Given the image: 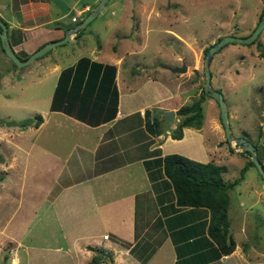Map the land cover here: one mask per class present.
<instances>
[{"label": "crops", "instance_id": "crops-1", "mask_svg": "<svg viewBox=\"0 0 264 264\" xmlns=\"http://www.w3.org/2000/svg\"><path fill=\"white\" fill-rule=\"evenodd\" d=\"M88 1V5L79 8L77 6L81 0L75 1L71 20L82 19L80 17L85 8H90L92 2L97 3L96 0L91 1L92 4ZM11 3L12 10H19L17 20L11 17L10 23L6 22L7 37L16 55H30L42 44L64 37V30L52 28L50 20L35 21L44 13L40 8L46 5L45 1L12 0ZM260 12L261 9L257 18ZM0 20L5 23L1 15ZM76 34L70 39H81L83 36L82 33L75 37ZM90 53L92 55L82 57L115 68L113 85L117 91V104L114 117L90 125L62 111L51 110L50 101V114L60 113L70 119L75 139L69 141L72 145H67L64 155L50 151L43 144H36L37 153L33 149L26 152L29 160L34 158L33 165L36 167L31 172L38 176L40 182L37 183L39 187L35 188L41 192V196L43 191L45 195L48 194L52 210H59L56 215L60 217L65 245L52 246L38 239L42 235L40 233L49 228H46V222L43 227L38 224L40 233L33 234L35 238L24 241L37 228H33L35 224L32 222L39 219V203L30 202L29 206H25L27 210H33L27 215L23 213L25 208L20 205L21 199L15 198V210L21 212L20 221L10 230L14 233H8L6 225L0 228V236H3L0 238V253L3 250L1 246L10 247L5 260L9 264H83L86 259L89 264L95 255L94 247L104 251L99 264H247L235 240L232 253L219 254L208 234L210 211L204 207L179 206L172 184L163 170V158L169 154L183 155L201 163L219 159L223 163L228 162L234 159L235 154L244 160L243 166L246 159L240 152L231 154L230 149L233 148L226 144V139L221 138L220 134L213 139L215 134L205 128V118L200 128L184 127L182 137L173 138L172 133L180 120L176 110L183 105L182 97L186 95L181 92L173 95L164 74V79L160 75L149 77L147 73L132 68L131 74L125 72L122 75L125 58L137 55L134 50L113 56H102L96 49ZM80 58L64 67L56 59L52 63L45 58L35 61L37 67L48 66V70H52L50 73L57 75V83L60 72L74 67ZM156 71L165 69L158 67ZM104 81L105 87L112 86L107 78ZM170 110L174 111L173 118L163 122L164 112ZM154 117L160 122L159 134H151L146 128L147 118L152 120ZM43 124L44 116L41 125L35 128L36 137ZM20 132L25 135V129ZM223 141L225 148L215 145ZM32 146L35 147V144ZM20 147L14 144L17 150L14 149L16 154L10 164L16 169L20 167L17 169L19 174L24 173L25 169V163L21 162L24 158L22 155L19 160ZM21 152L23 154L25 151ZM43 153L48 158L46 164L39 162ZM223 163L215 162L217 165ZM41 174H46L47 178L43 180ZM22 178L25 180L24 176ZM10 181L12 175L3 178L0 190L5 189ZM105 234H108L107 239L103 238ZM21 249L22 254L19 253ZM51 252L58 254L51 255ZM72 258L80 260L74 261Z\"/></svg>", "mask_w": 264, "mask_h": 264}, {"label": "rangeland", "instance_id": "rangeland-1", "mask_svg": "<svg viewBox=\"0 0 264 264\" xmlns=\"http://www.w3.org/2000/svg\"><path fill=\"white\" fill-rule=\"evenodd\" d=\"M11 1L0 0V15L8 24L11 17L17 20L19 16L18 9H11ZM41 1H45L47 6L40 8L44 13L35 21L50 20V24L58 21L68 27L74 24L75 18L71 20L70 14L76 0ZM91 1L93 0H90V3ZM96 1L98 3L99 0ZM263 6L264 0H108L103 10L81 29V39L72 38L57 45L42 58L51 63L55 59L56 62L61 61V67H64L82 56L92 55L90 52L95 49L99 50L102 56L126 54L134 50L137 55L125 58L122 75H125V72L131 74L134 68L140 73H147L149 77H165L172 94L183 93L186 95L182 97L183 105H189L202 93L204 50L220 37L250 35L258 20V10H262ZM79 7L80 4L77 8ZM92 10L91 7L89 11L84 10L80 18H85ZM255 40L249 44L228 43L222 46L212 56L210 71L211 85L213 88H220L229 111L231 134L257 145L263 159L264 28ZM36 61L25 67L15 66L1 50L0 42V181L12 175V181L6 184L5 189L0 190V228L6 225L9 231L7 232L14 233L10 230L19 223L18 218L21 215V212L17 213L18 210H15L16 199H21L20 205L25 208L23 213L27 215L33 210H27L25 206L38 201L39 219L32 222L35 224L33 228H37L24 241L35 238L32 235L40 233L38 224L43 227L46 222V228H49L43 230L38 239L41 242L47 241L52 246H64L65 240L62 239L61 231L63 228L59 215H56L59 210H52L48 194L45 195L43 191L41 196V192L35 188L39 187L37 183L40 182L38 176L31 172L36 167L33 165L34 158L29 160L26 152L33 149L37 153L36 144H43L51 149L50 151L64 155L67 145H72L69 141L75 139V134L72 133L70 119L65 115L50 114V96L54 94L57 75L51 74L52 70H48V66L37 67ZM182 65H186V72L172 71ZM158 67L164 68L165 71H156ZM201 105L205 128L215 134L213 139L217 134L224 139L218 104L207 95ZM35 114H40L45 119L37 137L34 126L26 128L24 135L19 127L7 125L8 122L17 123L25 118H32ZM33 143L35 147L32 146ZM223 143L224 141L215 145L225 148ZM14 144L20 145V150L25 151L22 154L18 150L19 160L21 155L24 157L21 159V162L25 163L24 173L19 174L17 169L20 167L16 169L10 165L14 159L12 157L16 154ZM226 144L228 145V142ZM232 152L236 150L230 149L231 154ZM46 159L48 158L43 153L39 162L46 164ZM229 160L224 163L222 159L213 160L214 163H223L227 167L224 175L226 182H231L239 176L244 163V160L235 154L234 159ZM41 177L43 180L47 178L46 174H41ZM243 181L245 183L239 187L238 184L229 190V234L238 243L247 264H264V180L257 169L251 167L241 182ZM7 244L6 242L5 245ZM1 248L3 250L0 253V264H9L5 259L9 255L10 247ZM92 249L96 253L97 248ZM19 253H23L22 249ZM85 260L83 264H87L88 261Z\"/></svg>", "mask_w": 264, "mask_h": 264}, {"label": "trees", "instance_id": "trees-1", "mask_svg": "<svg viewBox=\"0 0 264 264\" xmlns=\"http://www.w3.org/2000/svg\"><path fill=\"white\" fill-rule=\"evenodd\" d=\"M88 3V0H81L80 7L88 5ZM95 6L96 3H93L91 8ZM263 14L264 6L258 16L256 25L261 20ZM83 19H75L74 24L69 27L58 21H54L51 25L54 29H63L65 31L70 27L80 24ZM5 24L7 23L5 22ZM80 34H82V30L75 37H78ZM220 39L221 37L217 41ZM1 50L4 53L2 46ZM207 50L208 48L204 52L206 53ZM21 54L23 55L22 57L18 56L21 60H25L29 56V54ZM114 75V66L91 62L85 57L80 58L74 67L66 68L60 72L51 100V110L62 111L90 125L109 121L115 115L117 104V91L113 85ZM106 78L112 86H104ZM215 89L221 92L220 88ZM94 90L96 92L95 95H93ZM207 95L204 89H202V93L197 100H194L189 105H183L176 110V115L180 117V120L177 128L172 133L173 138L180 139L184 127H201L204 118L201 103ZM108 112H111V114L108 115ZM94 113H97V115H94ZM146 113L148 114L149 112ZM41 122L42 116L35 114L32 118H25L17 123L8 122L7 125L17 126L24 130L31 126L38 127ZM146 128L151 134H159L160 122L156 117L152 118V120L147 118ZM253 145L257 150L259 160L263 163L264 158L262 159V156L259 154L258 146ZM240 154L246 159V162L240 169L239 176L231 182H226L223 178V173L227 172L225 165H217L213 161L201 163L179 154H169L163 158L164 174L172 184L177 204L179 206L204 207L210 211L208 234L215 242L220 255L232 253L236 246L234 239L229 234L228 208L230 197L228 191L240 184L249 167H255L248 152L242 151ZM262 180L264 179L262 178ZM102 253H104L103 250L96 249V253L92 257L90 264H99Z\"/></svg>", "mask_w": 264, "mask_h": 264}, {"label": "water", "instance_id": "water-1", "mask_svg": "<svg viewBox=\"0 0 264 264\" xmlns=\"http://www.w3.org/2000/svg\"><path fill=\"white\" fill-rule=\"evenodd\" d=\"M108 0H99L93 10L82 20V22L73 28H70L66 31L63 38L45 43L43 46L38 48L35 52L30 54L25 60H21L11 47L8 37H7V26L6 24L0 20V42L1 46L4 50L5 55L18 67L28 66L32 61L37 58L43 56L47 52H49L53 47L57 45H61L68 41L71 36H74L78 31L84 28L90 21H92L104 8ZM264 28V14L261 20L258 22L252 33L246 37H237V36H224L219 41L212 44L205 53L204 56V92L207 93L211 98L217 102L219 107L220 121L224 130V135L226 142L230 144V146L236 151L240 152H248L251 161L256 167L257 171L264 179V165L258 158L257 150L252 142L243 138V137H234L231 134V130L229 127V112L223 97L222 92L216 90L211 85V73H210V61L215 52H217L222 46L228 43H244L249 44L252 43L260 34V32ZM186 65H182L181 67L173 68L172 71L176 73H184L186 72ZM174 116V111H165L164 118L165 120H171Z\"/></svg>", "mask_w": 264, "mask_h": 264}, {"label": "built area", "instance_id": "built-area-1", "mask_svg": "<svg viewBox=\"0 0 264 264\" xmlns=\"http://www.w3.org/2000/svg\"><path fill=\"white\" fill-rule=\"evenodd\" d=\"M85 10L88 11L89 10V7H86ZM103 238L104 239H107L108 238V235H104Z\"/></svg>", "mask_w": 264, "mask_h": 264}, {"label": "clouds", "instance_id": "clouds-1", "mask_svg": "<svg viewBox=\"0 0 264 264\" xmlns=\"http://www.w3.org/2000/svg\"><path fill=\"white\" fill-rule=\"evenodd\" d=\"M89 10H90V8H89ZM89 10H88V11H89ZM85 11H86V10H85ZM78 32H79V31H78Z\"/></svg>", "mask_w": 264, "mask_h": 264}, {"label": "flooded vegetation", "instance_id": "flooded-vegetation-1", "mask_svg": "<svg viewBox=\"0 0 264 264\" xmlns=\"http://www.w3.org/2000/svg\"><path fill=\"white\" fill-rule=\"evenodd\" d=\"M203 87H204V85H203ZM215 89V88H214Z\"/></svg>", "mask_w": 264, "mask_h": 264}]
</instances>
